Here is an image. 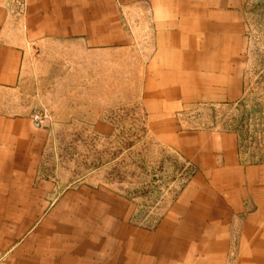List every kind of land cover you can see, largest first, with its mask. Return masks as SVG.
<instances>
[{
	"label": "crops",
	"instance_id": "1",
	"mask_svg": "<svg viewBox=\"0 0 264 264\" xmlns=\"http://www.w3.org/2000/svg\"><path fill=\"white\" fill-rule=\"evenodd\" d=\"M245 1L0 0V91L42 85L31 107L0 101V264H264V162L235 132L174 122L241 99ZM134 101L195 171L153 228L112 190L40 177L51 127L108 131L105 108Z\"/></svg>",
	"mask_w": 264,
	"mask_h": 264
},
{
	"label": "rangeland",
	"instance_id": "2",
	"mask_svg": "<svg viewBox=\"0 0 264 264\" xmlns=\"http://www.w3.org/2000/svg\"><path fill=\"white\" fill-rule=\"evenodd\" d=\"M245 6L249 45L241 64V99L215 107L187 106L174 122L182 131L217 127L235 132L241 159L260 163L264 162V0H246ZM41 81L45 88L54 80ZM73 82L79 85L78 79ZM39 86L38 80L30 79L18 95L0 91V101L6 100L7 107L13 109L16 102L21 108L31 107L39 96ZM75 106L78 104H66ZM103 118L111 126L108 131L81 120L51 127L42 152L40 177L55 179L60 188L82 183L112 190L132 202L135 223L153 228L194 168L164 140L162 135L168 128L149 123L140 102L106 107Z\"/></svg>",
	"mask_w": 264,
	"mask_h": 264
},
{
	"label": "built area",
	"instance_id": "3",
	"mask_svg": "<svg viewBox=\"0 0 264 264\" xmlns=\"http://www.w3.org/2000/svg\"><path fill=\"white\" fill-rule=\"evenodd\" d=\"M12 1L13 3L16 4L20 3V0H12ZM46 117H47L46 114H35L33 115V120L36 125H40Z\"/></svg>",
	"mask_w": 264,
	"mask_h": 264
}]
</instances>
